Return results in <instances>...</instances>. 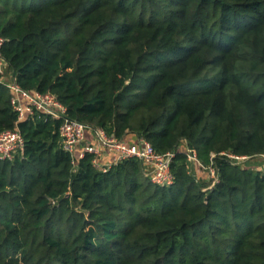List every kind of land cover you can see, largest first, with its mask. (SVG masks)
Listing matches in <instances>:
<instances>
[{
  "label": "trees",
  "instance_id": "obj_1",
  "mask_svg": "<svg viewBox=\"0 0 264 264\" xmlns=\"http://www.w3.org/2000/svg\"><path fill=\"white\" fill-rule=\"evenodd\" d=\"M0 36L22 88L175 151L169 186L136 158L73 164L59 120L17 122L0 83V131L24 138L0 159V264H264V170L220 154H264V0H0Z\"/></svg>",
  "mask_w": 264,
  "mask_h": 264
},
{
  "label": "built area",
  "instance_id": "obj_2",
  "mask_svg": "<svg viewBox=\"0 0 264 264\" xmlns=\"http://www.w3.org/2000/svg\"><path fill=\"white\" fill-rule=\"evenodd\" d=\"M3 38L0 36V83L12 92L11 105L17 113V122L24 119L26 114L41 112L50 118L59 120V136L63 149L71 155V161L76 164L85 154L93 155L92 163L102 172H106L112 165L125 159L136 158L143 164L150 181L154 184L169 186L174 182L171 171V163L175 157V151L158 152L152 144L143 137H137L135 141H126L108 135L103 129L91 127L83 122L68 117L66 106L49 92L28 91L22 88L6 71V62L2 55ZM91 132L92 139L88 140ZM24 146V138L18 127L0 131V159H12L20 153ZM179 151L183 152L188 161L196 167L207 171L209 178L217 180L216 168L213 161L204 165L197 153L192 150L185 141L181 142ZM105 152L114 155V160L107 164H101L100 158ZM221 155L227 156L233 162L249 161L252 158L247 155H237L230 151H222ZM210 153V158L215 156ZM264 159V154L257 157Z\"/></svg>",
  "mask_w": 264,
  "mask_h": 264
},
{
  "label": "crops",
  "instance_id": "obj_3",
  "mask_svg": "<svg viewBox=\"0 0 264 264\" xmlns=\"http://www.w3.org/2000/svg\"><path fill=\"white\" fill-rule=\"evenodd\" d=\"M136 138H137V136L136 135H134V134H132V133H129V134H127L126 136H125V140L126 141H135L136 140ZM90 139H92V135H91V132H89L88 133V140H90ZM114 155L113 154H111V153H108V152H105L104 154H103V156L100 158V163L101 164H107V163H109V162H112L113 160H114Z\"/></svg>",
  "mask_w": 264,
  "mask_h": 264
},
{
  "label": "rangeland",
  "instance_id": "obj_4",
  "mask_svg": "<svg viewBox=\"0 0 264 264\" xmlns=\"http://www.w3.org/2000/svg\"><path fill=\"white\" fill-rule=\"evenodd\" d=\"M249 165L250 168L253 169H262L264 170V159L262 158H252L251 161L249 163H247ZM197 167L194 168V170H196V172L198 173V175L202 176L203 179L206 178V172L205 170H201V169H196Z\"/></svg>",
  "mask_w": 264,
  "mask_h": 264
},
{
  "label": "water",
  "instance_id": "obj_5",
  "mask_svg": "<svg viewBox=\"0 0 264 264\" xmlns=\"http://www.w3.org/2000/svg\"><path fill=\"white\" fill-rule=\"evenodd\" d=\"M60 141H61V138H60Z\"/></svg>",
  "mask_w": 264,
  "mask_h": 264
}]
</instances>
